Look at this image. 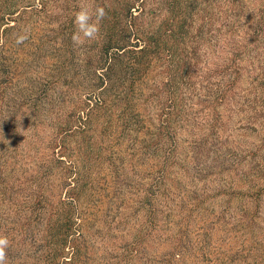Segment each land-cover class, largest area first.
<instances>
[{"label":"rangeland","instance_id":"rangeland-1","mask_svg":"<svg viewBox=\"0 0 264 264\" xmlns=\"http://www.w3.org/2000/svg\"><path fill=\"white\" fill-rule=\"evenodd\" d=\"M171 2L139 0L148 11H136L139 28L169 24ZM82 3L95 7L49 0L36 18L41 51L17 48L21 63L1 68L0 80L12 72L0 122L8 264H264V0L175 1L186 31L163 36L148 64L116 45L106 53L101 25L75 46ZM64 20L71 29L58 44ZM165 82L185 119L157 140L180 151L169 159L153 144L171 110ZM66 215L78 216L71 244Z\"/></svg>","mask_w":264,"mask_h":264},{"label":"trees","instance_id":"trees-1","mask_svg":"<svg viewBox=\"0 0 264 264\" xmlns=\"http://www.w3.org/2000/svg\"><path fill=\"white\" fill-rule=\"evenodd\" d=\"M48 1L0 0V57L3 59V64L0 65V74L4 71L1 68H11L15 63H21V56L18 58L20 54H15V52H17V48L18 52H20L24 48L29 49L31 45L34 46V57H36L37 53L41 51L45 38L41 37V31H45L46 27L41 24V21H37L36 18L39 15H43L44 13L47 14L46 12L48 10ZM138 1L139 0H109L110 4L108 6L106 5V0H93L95 4L94 6H102L107 12L106 17L101 21V26L103 28L105 36L103 50L107 53L108 50L115 49L116 45L117 50L121 53H124L126 51H132L134 54H136L137 58L135 60L137 63L142 62L148 64L147 62H145L147 57L150 54H156L161 51V48L163 46L161 40L163 36V43H165L168 38L177 42V38L182 35L181 32L186 31V26L185 22H182V19L180 18L179 14L181 12L182 7L180 8L179 12V7H177L178 3L174 4L175 1L179 0H174V3L171 2L169 4V8L172 11V19H169V24L165 20L162 26H159V28H156V30L154 31H147L146 29L141 30L139 28V24L137 23L138 16L136 14V11H140L142 15H148V11H145L141 4L140 6H138ZM158 12L159 11L154 10L153 15L155 16ZM28 16H30V18H28ZM66 18H68L67 15ZM57 25L58 28L53 30V33L55 34L54 37L57 39V41H59V39L63 40L64 43L68 39L66 35L70 33L71 24L69 21L64 20L63 22H58ZM25 30H27L29 33L28 39L22 44H17L15 42L16 35L22 33ZM131 36L133 37V39L129 41L130 44L124 46L125 39L128 37L130 39ZM58 44H60V41ZM55 46L56 43L54 47ZM165 46H167V44ZM54 47L53 50L55 49ZM140 73L143 74L144 72L142 71ZM11 74V70H7V74L4 79L0 80V122L5 114V104H3V92L6 89V86L12 82ZM166 74L168 75V70ZM171 77L172 75L170 74V78ZM101 83H104V80H101ZM162 88L171 89V91L168 92V100L163 102V105L165 103H168L169 106H171V110H167L165 107H163V109L161 110V125L157 130V135L156 133H154V135H156V141L153 142V144H155V150H162L161 155H157L159 158L162 157L163 153H167V157L169 159L172 156H178V152L180 151L175 145H168L164 148L163 152V144L159 143L156 146L157 140H160V138L162 137L168 136L167 129L170 128L173 122H182L181 124H183V122H185V119L183 120V116H181L182 112L180 114V110H177L178 102L177 96H175L176 87L174 86V84L165 82ZM156 97H158L159 100L163 98V96L161 95H156ZM175 114L178 116H176ZM138 116L139 114L135 113L134 118H132L134 120V125L137 124V122L135 123V121H138ZM130 126L131 119L127 124L128 129H130ZM137 131H139V128ZM155 150L154 154H156ZM154 177L155 183H157L156 185H162V178L160 176L157 177V175H155ZM76 200V198L72 199V201ZM76 217H73V220H69L68 215L63 218L64 224L62 226H65L66 224V228L64 230L65 242L63 244H71V242L73 241V237L76 238L75 240H77V238L79 237V231L77 227L78 225L75 221ZM73 221H75V224L72 226ZM62 226H58L57 228L60 229ZM56 230L57 229L55 228L54 231ZM67 263L65 262V264Z\"/></svg>","mask_w":264,"mask_h":264},{"label":"clouds","instance_id":"clouds-1","mask_svg":"<svg viewBox=\"0 0 264 264\" xmlns=\"http://www.w3.org/2000/svg\"><path fill=\"white\" fill-rule=\"evenodd\" d=\"M107 12L102 6H95L82 3L79 10L74 14L75 33L72 42L75 46H83L87 41L95 40L100 32L101 21L106 17ZM27 30L15 37L17 44H22L28 39ZM10 240L6 235L0 234V264H8V248Z\"/></svg>","mask_w":264,"mask_h":264}]
</instances>
